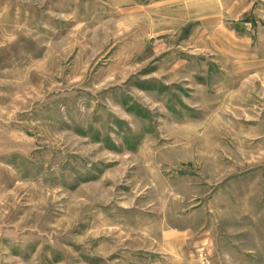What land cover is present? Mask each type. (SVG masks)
<instances>
[{
    "label": "rangeland",
    "instance_id": "obj_1",
    "mask_svg": "<svg viewBox=\"0 0 264 264\" xmlns=\"http://www.w3.org/2000/svg\"><path fill=\"white\" fill-rule=\"evenodd\" d=\"M168 227L264 264V0H0V264H179Z\"/></svg>",
    "mask_w": 264,
    "mask_h": 264
},
{
    "label": "crops",
    "instance_id": "obj_2",
    "mask_svg": "<svg viewBox=\"0 0 264 264\" xmlns=\"http://www.w3.org/2000/svg\"><path fill=\"white\" fill-rule=\"evenodd\" d=\"M186 230V229H185ZM185 230H179V229H171V227H168V229H164L162 232V238L164 239V243H166L168 241L167 245L168 247V253L169 255H172L175 257V260L178 261L179 264H182L186 261L188 262H193V264H198V262H196V252L197 250V242L196 244L194 243L193 245V252L191 251V247H182V244H184V246H186V242L188 240V237L186 236ZM184 238V242H182V239ZM201 246V245H200ZM200 246L198 245V248H200ZM232 249L238 250L240 252V255H245V252L240 250L239 248H235V246L231 247ZM229 257V256H228ZM234 258V255H233ZM235 262V259L232 260ZM192 264V263H191Z\"/></svg>",
    "mask_w": 264,
    "mask_h": 264
}]
</instances>
